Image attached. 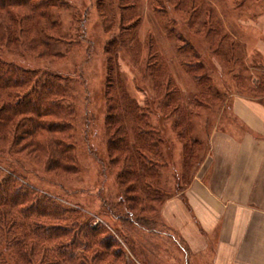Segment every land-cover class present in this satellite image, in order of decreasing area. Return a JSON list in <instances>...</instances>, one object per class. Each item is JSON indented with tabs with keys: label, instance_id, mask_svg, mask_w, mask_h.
I'll return each instance as SVG.
<instances>
[{
	"label": "rangeland",
	"instance_id": "374dc122",
	"mask_svg": "<svg viewBox=\"0 0 264 264\" xmlns=\"http://www.w3.org/2000/svg\"><path fill=\"white\" fill-rule=\"evenodd\" d=\"M15 3L0 11H30L25 15L35 17L26 23L58 38L54 51L61 56L41 59L3 46L0 62L66 79V109L48 107L45 119L70 124L72 147L48 170L47 149L12 147L29 127L25 116L4 120L0 181L10 178L25 195L38 190L35 212L55 203L61 223L80 239L92 226L88 235L122 251L91 264H214L220 219L211 213L220 211L214 198H221L212 181L226 176L218 149L236 148L264 122V0ZM131 104L133 113L116 117ZM138 126L153 129L148 141L155 149H133L149 155V164L127 161L128 149L114 159L112 139L135 148ZM47 136L40 131L36 140ZM127 168L135 178L124 175ZM146 180L156 183V197L147 194ZM37 219L46 218L35 214L29 222ZM4 257L16 264L15 256Z\"/></svg>",
	"mask_w": 264,
	"mask_h": 264
},
{
	"label": "trees",
	"instance_id": "16d2710c",
	"mask_svg": "<svg viewBox=\"0 0 264 264\" xmlns=\"http://www.w3.org/2000/svg\"><path fill=\"white\" fill-rule=\"evenodd\" d=\"M16 1L22 0H0V6L8 7V5L16 4ZM28 2L40 5L42 0H24V3ZM29 12L16 14L10 10L0 11V47L5 46L14 54L27 53L41 59L61 56L60 52L54 51L58 38L46 34L47 30L45 29L35 32L26 23L27 20L35 17L30 14L25 15ZM109 77L111 78L109 85L114 86L110 87L115 90L112 91L114 96L117 83H115L116 78L113 75V70ZM118 89L121 98L125 93L120 87ZM0 90L2 91H0V131L6 127V124L8 125L4 120L10 122L13 118L21 115L25 116V122L29 126L20 136L22 140L18 141L15 138L12 147L22 145L24 142L25 147L34 145L37 149H47L48 162L50 163L48 170L51 169L52 164H61L65 154L64 150L69 154V147H72L67 143L71 138L70 124L50 121L45 118H47L46 115H49L48 111L57 112L62 107L66 109L65 103L69 97L66 79L55 72L39 73L20 66L6 65L1 61ZM120 98L114 103H110L109 107L116 108ZM133 106V104L126 105L125 109L116 117L133 113ZM44 107L46 109H43ZM48 107H52V109L50 110ZM65 113L68 111L66 110ZM122 129L126 130L124 125ZM134 129L137 132L135 148L129 147L127 140L113 138L110 148L113 149L116 156L112 157L117 160L119 159L118 149H128L127 161L134 160L135 165L140 161L149 164L150 160H147L149 155H138L133 149H142L143 147L155 149L152 140L148 141L153 136V129H146L143 126ZM40 131L48 134L42 143L36 140ZM65 166L62 168L63 171L71 169L70 163ZM144 168L153 169L148 166ZM132 170L127 168L124 175L135 178L136 175ZM146 187L148 188L147 194L156 197V193L159 191L156 188V183L146 180ZM37 193L39 194V191L34 190L25 195L23 191L13 190L10 186V178L8 179L6 176L0 181V264H10L4 257V255L10 256V254L16 257V264H91L97 258L104 262L106 257L122 256V251L110 249L111 241L100 239V234L88 235L89 231L96 229L92 226L80 239L71 224L61 223L62 214H56L58 207L55 208V203H48L47 209L35 212L34 210L39 206ZM27 196H33L34 199L28 203L26 199L24 200ZM35 214L38 218L46 219L44 221L37 219L30 223V218ZM76 224L78 227L81 226L78 225L80 224L78 222ZM64 238L66 239L63 240ZM98 239H100L99 242ZM92 248H95L93 257L88 255Z\"/></svg>",
	"mask_w": 264,
	"mask_h": 264
},
{
	"label": "crops",
	"instance_id": "0c3cea01",
	"mask_svg": "<svg viewBox=\"0 0 264 264\" xmlns=\"http://www.w3.org/2000/svg\"><path fill=\"white\" fill-rule=\"evenodd\" d=\"M259 130L234 149H218L226 176L212 181L221 198L211 213L220 219L214 264H264V122Z\"/></svg>",
	"mask_w": 264,
	"mask_h": 264
}]
</instances>
